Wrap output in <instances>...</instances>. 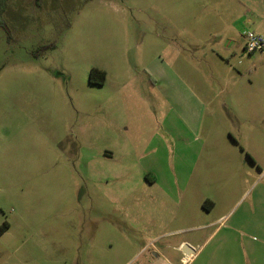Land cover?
I'll list each match as a JSON object with an SVG mask.
<instances>
[{"label":"rangeland","instance_id":"374dc122","mask_svg":"<svg viewBox=\"0 0 264 264\" xmlns=\"http://www.w3.org/2000/svg\"><path fill=\"white\" fill-rule=\"evenodd\" d=\"M213 1L0 0V264H183L192 232L163 233L260 215L264 65L218 47ZM190 176L134 214L145 182Z\"/></svg>","mask_w":264,"mask_h":264},{"label":"crops","instance_id":"0c3cea01","mask_svg":"<svg viewBox=\"0 0 264 264\" xmlns=\"http://www.w3.org/2000/svg\"><path fill=\"white\" fill-rule=\"evenodd\" d=\"M204 4L210 5L213 11H215V19L213 20L214 30L212 31L215 37H217L218 47L229 52L231 51L239 55V58L248 59V62H250L251 59L243 53L244 38L242 33L244 30L264 32V0H214L212 4L206 2ZM254 52L258 55L257 57L262 59L261 64L263 63L264 65V49ZM110 147L104 148V156H112L115 152L114 148L119 149L117 144H112ZM193 165L204 167L201 164H191L190 166ZM158 166L167 170L169 165L163 162ZM145 183L149 184V186L145 189L142 187L143 189L141 188L133 194H139L138 196H133V203L136 207L134 214L137 210H141L140 212H142L156 205L161 207V204L164 208L166 207L165 211L166 209L170 212L174 211L179 205V202L175 200L176 193L187 195L188 186L193 183L201 185L203 179L191 178V176L190 178L176 181L153 178ZM113 198L117 202H123L125 199L123 196ZM256 203V209H260L261 211L259 216L258 214H254V212L249 217H246V214H244L227 226L222 224L225 214L214 217L209 215L195 216V221L192 222V225L163 234H173L178 231L192 232L191 236L180 238L176 246L171 245L174 250L180 252L179 259L183 264H193L195 260H197V264H234L232 253L218 252V250L227 251V249H224L223 244H230L231 242L234 245L237 243L242 245V249L245 251V255L244 251L243 255L247 259L246 264H264V200L259 199ZM201 210L203 211L204 209ZM198 217L200 218L198 219ZM173 218H169L168 221L171 222ZM136 219H134V222H136ZM244 221L251 223L250 226H247L250 229L249 233H247L251 234V236H245L239 242L236 240L235 234L240 237L243 235V232L239 230V226L243 225ZM224 226L226 230L220 237H217ZM183 245L190 247L193 252L184 255L180 250ZM237 247L239 248L238 245ZM153 254L155 257L153 264H164L156 252ZM217 254L219 255L217 256Z\"/></svg>","mask_w":264,"mask_h":264},{"label":"built area","instance_id":"2783aa9c","mask_svg":"<svg viewBox=\"0 0 264 264\" xmlns=\"http://www.w3.org/2000/svg\"><path fill=\"white\" fill-rule=\"evenodd\" d=\"M242 34L244 38V51L250 53L254 51H262L264 49V32L244 30Z\"/></svg>","mask_w":264,"mask_h":264},{"label":"trees","instance_id":"16d2710c","mask_svg":"<svg viewBox=\"0 0 264 264\" xmlns=\"http://www.w3.org/2000/svg\"><path fill=\"white\" fill-rule=\"evenodd\" d=\"M96 72H101V71L95 68H91L89 72L88 80L90 83L102 84L103 79H104L103 73L101 72V76L98 79H96V77H94ZM7 227H8V224L6 222H2V224L0 225V233L3 232Z\"/></svg>","mask_w":264,"mask_h":264},{"label":"water","instance_id":"95a60500","mask_svg":"<svg viewBox=\"0 0 264 264\" xmlns=\"http://www.w3.org/2000/svg\"><path fill=\"white\" fill-rule=\"evenodd\" d=\"M180 250L184 255H188L193 252L192 249L187 245H183Z\"/></svg>","mask_w":264,"mask_h":264}]
</instances>
